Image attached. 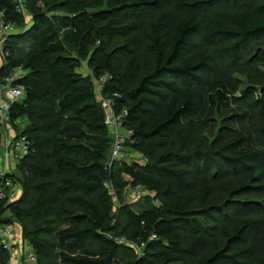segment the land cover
<instances>
[{"label": "trees", "instance_id": "1", "mask_svg": "<svg viewBox=\"0 0 264 264\" xmlns=\"http://www.w3.org/2000/svg\"><path fill=\"white\" fill-rule=\"evenodd\" d=\"M117 1L125 13H96L102 0H24L25 10L15 0H0L6 20L24 29L0 40L5 61L0 77L26 71L14 81L25 86V98L12 104L10 114L11 125L27 119L17 134L25 135L31 147L12 174L24 195L2 202L1 213L8 209L25 220L22 238L34 248L39 264H253L261 219L243 221L232 235L225 229V249L213 240V255L191 261L216 232L199 217L214 216L218 206L209 205L207 190L204 209L192 210L184 193L196 190L203 171L208 173L214 163L224 171L222 177L259 168L261 176L253 179L264 180V84L258 96L230 97L226 81L212 82L219 69L215 56L201 51L202 45L215 46L217 56L233 68L264 64V49L255 48L264 45V0L180 3L179 11L163 16L158 63L143 77L136 63L139 43L109 51L106 38L140 30L147 16L170 2ZM84 60L92 70L87 75L80 71ZM107 73L103 95L113 97L118 113L127 111L123 126L133 134L125 145L148 159L144 165L114 162L108 167L112 135L95 89V81ZM234 103L237 108L228 118L232 126L224 127L215 148L203 151L195 145L201 126L194 118L205 109L211 115L224 105L230 110ZM257 116L253 132L246 121ZM174 138L182 141L179 147L171 142ZM129 185L154 193L159 205L140 211L126 205L114 215L113 192L121 196ZM33 191L34 204L23 207ZM226 199L231 202L226 212L237 207L236 200L248 202ZM2 221L16 223L13 218ZM186 232L192 236L189 244L183 242ZM126 239L142 243V253L120 242ZM55 255L59 262L52 263ZM9 258L0 241V264Z\"/></svg>", "mask_w": 264, "mask_h": 264}, {"label": "rangeland", "instance_id": "2", "mask_svg": "<svg viewBox=\"0 0 264 264\" xmlns=\"http://www.w3.org/2000/svg\"><path fill=\"white\" fill-rule=\"evenodd\" d=\"M102 4L96 6L93 11L105 13L106 11L112 10H119L120 4L117 0H102ZM132 0H126L125 3H128ZM194 0H169L170 6L164 8L163 10L154 12L147 16L144 21L143 26L140 30L132 33H110L109 37L106 38L109 48V51H113L115 49H121L123 46L130 43V48L133 49L138 45H140L139 55L136 58V63L141 67V77L149 74L150 72L154 71L157 63H158V49H157V39L160 36V27L163 16L169 12L170 10H178L180 7V3L182 2H189ZM52 9V5L47 7V10L50 11ZM127 10L120 9L116 11L119 15L121 12L125 13ZM115 14V15H117ZM180 14V13H179ZM31 15L26 13L25 16V24H31ZM24 30L21 28L19 31ZM4 35V32L0 29V39ZM1 45H3L1 43ZM3 47V46H2ZM263 48L264 45H256L255 48ZM216 47H205L202 45L201 51H206L211 53L215 56V60L218 63L219 69L218 71L212 76V82L217 80H224L228 84V91L230 97H238L242 96L244 92H255V94L259 95V90L261 89L262 85L264 84V64H256L255 66H242L239 68H233L229 65L225 64L221 58H219L216 54ZM4 51V50H3ZM121 59L124 61L126 66V60L128 58V53L121 55ZM4 58L0 55V67L4 65ZM80 71L84 74H89L92 72L91 68L89 67L88 61L84 60L82 62V66ZM26 71L22 69L14 70L13 76H5L0 77L4 79H9L11 81H15L18 79H22L25 75ZM232 103V99H231ZM225 106V105H224ZM220 107L219 111L216 115H211L207 109L203 110L198 116L194 118L195 123L200 125V132L196 137L195 145L202 148L203 151H209L210 149L215 148L214 143L222 134V131L225 126H232L230 121H228L229 115H232L237 108L236 104L230 107V110H226L227 107ZM259 116L252 121L251 119L246 121L247 127L254 132L255 126L258 125ZM28 121L26 118L17 121V123H13L10 125L8 130V135L10 137H17V133L22 131ZM111 132V131H110ZM113 133L111 132V135ZM113 137V135H112ZM12 139V138H11ZM174 145L178 147L182 143L179 138H174L171 141ZM172 144V145H173ZM2 147L0 149V171L3 170L4 164L6 162L7 154L6 149L3 145L0 144ZM176 146V147H177ZM11 159L9 160V162ZM148 159L144 156L141 158L139 153L135 151L131 146L128 144L125 145L123 150V155L115 162L118 163H141L146 164ZM14 172H17L16 168H13ZM224 171H220L218 165L214 163V166L211 170L203 171L204 177L201 181L199 187L191 192L184 193V199L188 204L189 208L192 210H200L204 209V200L205 199V191H210V206H218L213 208L214 216L203 219L199 217L200 221L208 223V225L215 226V233L214 235L209 236V243L204 245L199 251L192 255L191 261H200L205 257H209L215 253V247L213 240L217 241L218 247L220 249H225L228 244L229 240L224 234V230L226 229L230 235L234 234V232L238 229L243 221L249 219H261L262 224L261 227L258 229L257 237L255 238V245H256V252L254 254L253 259L251 262L253 264H259L260 260L264 258V180L260 177L257 180L253 179L254 176H261V169L257 168L251 171L242 172L236 175L225 176L222 177ZM264 175V174H262ZM126 179H131L129 176L124 175ZM23 184V183H22ZM112 190V189H111ZM112 194V193H111ZM115 194V191H114ZM24 195V186L21 187L20 193L18 196V200H21ZM116 196V194H115ZM156 195L150 191L136 188L132 185H129L123 190L121 196L117 195V200L114 203V211L113 214L116 215L119 211L123 208V206H130L136 210H143L148 208L152 205H159V200L156 199ZM37 195L33 191L26 202L22 205L29 206L33 205L35 202ZM114 197V195H113ZM230 201H235L237 198L241 199H248V202H240L237 201V207L233 208L234 210H227L226 206H230L227 204V199ZM235 201V202H236ZM234 202V203H235ZM247 206L248 208H244ZM251 208L253 211H251ZM255 209V210H254ZM5 217L13 218L16 220V233L17 235L22 238L25 234L26 226L25 220L15 217V215L10 211L6 210ZM27 224L32 226L39 225L36 222ZM183 242L189 244L192 241V236L189 235L187 232L182 234ZM122 243L131 247L134 250L135 254L140 255L142 253L143 244L139 241H130L128 239L124 240ZM59 250H55V254H57ZM189 257V256H188ZM59 262L57 255L54 256L52 263ZM39 264V263H37Z\"/></svg>", "mask_w": 264, "mask_h": 264}, {"label": "built area", "instance_id": "3", "mask_svg": "<svg viewBox=\"0 0 264 264\" xmlns=\"http://www.w3.org/2000/svg\"><path fill=\"white\" fill-rule=\"evenodd\" d=\"M15 1L20 8L25 10L24 0ZM0 29L4 32L0 40L19 31L13 23L6 20L4 11H0ZM109 79L110 75L108 73L101 76L95 81V89L98 101L105 111V122L113 133L110 158L107 162L110 168L115 160L122 157L126 140L131 137L133 131L123 126V120L127 111L123 110L118 113L115 108L113 97L103 95V90ZM18 81H20V79ZM25 95L26 88L22 83H14V81L8 78L0 79V130L2 133L0 144L3 145V147L5 146L4 148L7 154L4 168L0 171V209L2 202H12L18 199L21 184L18 180L13 178V168H16L17 163L28 155L31 150L25 135H17V137H10V135H8V130L11 125V106L15 101L23 100ZM117 95V93L114 94V96ZM1 148L0 146V149ZM139 156L144 158L142 153H139ZM10 159L11 161L9 162ZM106 185L108 187L110 186L109 183H106ZM138 188L143 189L142 187ZM113 195L114 200H117L114 192ZM6 218L8 217H5V213H1L0 210V241L4 249L7 250L10 255L6 264H37L38 256L34 248L17 235L15 230L16 223L2 221ZM123 241L124 240H120V242Z\"/></svg>", "mask_w": 264, "mask_h": 264}]
</instances>
